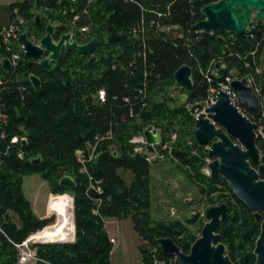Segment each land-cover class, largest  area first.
I'll return each mask as SVG.
<instances>
[{
    "label": "trees",
    "instance_id": "16d2710c",
    "mask_svg": "<svg viewBox=\"0 0 264 264\" xmlns=\"http://www.w3.org/2000/svg\"><path fill=\"white\" fill-rule=\"evenodd\" d=\"M215 1L21 0L8 5L10 22L16 9L24 20L21 28L34 41L55 24V38L72 32L81 44L95 39L96 47L90 55L64 50L47 69L21 56L7 71L0 39V264H18L15 245L53 220L38 218L24 195L23 177L31 174H38L50 193L72 196L74 224L73 241L34 245L32 264H110L114 244L105 227L108 218L130 220L142 264L170 260L158 244L161 238H170L187 254L204 222L194 232L189 226L198 215L185 221L152 217L150 170L157 159L148 161L130 142L149 126L160 132L157 157L169 159L209 205L226 204L227 216L217 229L226 255L234 264L255 263L260 220L222 177L204 172L210 162L207 147L196 142L192 129L209 92L231 72L251 80L264 97V21L250 23L242 35L194 29L204 18L202 8ZM173 26L176 31L163 30ZM82 27L87 31L79 32ZM183 65L192 69V85L180 89L173 76ZM30 75L40 80L38 91ZM171 88L182 95L169 96ZM99 90L104 101L97 99ZM241 111L262 126L256 146L264 154V119ZM13 137H24L25 145L12 142ZM120 172L130 174L129 182ZM64 176L73 179V188L60 185Z\"/></svg>",
    "mask_w": 264,
    "mask_h": 264
},
{
    "label": "water",
    "instance_id": "95a60500",
    "mask_svg": "<svg viewBox=\"0 0 264 264\" xmlns=\"http://www.w3.org/2000/svg\"><path fill=\"white\" fill-rule=\"evenodd\" d=\"M202 13L204 18L193 25L194 29L215 34L228 32L242 35L250 23L264 21V0H218L205 5ZM38 19L39 16L36 17ZM54 30L55 27L48 24L39 45H35L27 33H21L17 41L23 46L24 58L47 69L60 59L64 50L90 55L96 47L95 39L87 44H78L75 36L69 33L62 34L55 43ZM91 61H95V56L91 57ZM215 66L218 68L221 63ZM2 67L7 71L11 69L7 59L2 61ZM173 78L178 88H189L192 85V69L183 65L175 71ZM29 80L38 91V77L30 75ZM230 86L244 108L249 113L257 114L259 100L251 87L246 85V79H235ZM256 129L257 124L231 103L225 91L219 90L205 111L194 118L192 134L200 146L207 147L210 177H222L234 195L254 211L256 220H260V232L254 247V264H264V154L256 146ZM144 137L147 152L154 153V146L160 143V133L153 135L152 127L149 126L144 130ZM22 144L25 145V142ZM255 164L258 165L255 167ZM60 185L73 188L75 183L71 177L64 176ZM71 202L73 206V199ZM227 213L228 208L224 203L208 207L200 236L192 243L187 254L181 252L170 238L158 240L162 252L173 259L174 264H234L226 255L225 246L217 233Z\"/></svg>",
    "mask_w": 264,
    "mask_h": 264
},
{
    "label": "rangeland",
    "instance_id": "374dc122",
    "mask_svg": "<svg viewBox=\"0 0 264 264\" xmlns=\"http://www.w3.org/2000/svg\"><path fill=\"white\" fill-rule=\"evenodd\" d=\"M12 1L13 0H0L1 26H7L10 23L8 5ZM52 25L55 27V24ZM21 33H26L23 28H21V32L18 34V36ZM68 33L71 34L70 32ZM61 35H59V37ZM42 37L36 40L37 43ZM59 37L55 38L53 36V42L56 43ZM30 40L34 41L32 39ZM88 42L82 44H87ZM37 43L35 45H39ZM3 60L4 58L2 61ZM168 95L177 98V96L182 94L171 88L168 91ZM180 99L183 101L184 96H182ZM262 119H264V116ZM150 127H152L153 135L160 133L153 126ZM139 135L144 136V131ZM151 154H153V157L157 159L156 162L151 163L150 170L152 217L155 219H177L185 221L187 218L198 215L195 224L189 226L192 231L196 232L200 227V221L202 220L204 223L206 222L204 214L206 209L211 205H209L207 201L200 195L197 188L174 167L173 163L169 159L161 157L158 158L157 154H155V151ZM204 172L209 175L208 167L204 169ZM120 173L123 175L125 180L129 182L130 174L127 172ZM23 189L26 196L31 199L34 213L38 216L44 214L49 218H52V222L49 223L47 227L53 226L57 221V215L52 209L53 199L55 196H58V194L50 193L47 183L43 181L38 174L24 176ZM65 194H67L72 200V196L69 193ZM72 207L73 206L71 205V213L73 212ZM172 211L173 214L171 213ZM112 221L115 222L116 220L113 218L107 219V228L115 239V249L114 255L112 257V264H142L137 249L139 240L136 233L132 229L130 220L128 218L119 219V225L117 229L116 225H112Z\"/></svg>",
    "mask_w": 264,
    "mask_h": 264
},
{
    "label": "built area",
    "instance_id": "2783aa9c",
    "mask_svg": "<svg viewBox=\"0 0 264 264\" xmlns=\"http://www.w3.org/2000/svg\"><path fill=\"white\" fill-rule=\"evenodd\" d=\"M14 13V19L12 22H10L7 26H3L0 28V39L3 43V45L5 46V50L7 52L6 57H4V59H7V56H15L16 58V64L17 61L20 59L21 56L24 57V51H23V46L21 44L18 43L17 41V37L18 34L21 32V25L24 23V20L17 14V10L14 9L13 10ZM77 16L74 17L73 20H76ZM87 27H82L80 28V31L85 32L87 31ZM177 30V27L173 26V27H166L163 30ZM34 44L37 43L32 41ZM38 44V43H37ZM238 80V78L233 77V73H230V76L227 77L225 79V82H222L218 89L216 90H211L209 92V95L207 96V98L204 100L202 108L200 111L196 112L194 114V118L200 114L203 113L205 111V109L213 102V98L216 95V93L219 90L225 91L230 98L231 103L236 106L238 108V110L244 114L241 109L244 108V106L241 103L240 98L238 97V95L236 94V92L231 88L230 84L233 80ZM246 85L251 87L252 91L255 93V95L258 97L259 100V110L257 115H259L260 117L264 116V97L260 96L258 94V90L254 89L252 86V83L250 80L246 79ZM97 99L99 101H104L105 99V93L103 90H99L97 92ZM245 109V108H244ZM245 115V114H244ZM246 116V115H245ZM259 132L260 135H262V126L259 125ZM12 142H25V138L21 137L20 139H18L17 137H13L11 139ZM130 142L135 143L137 146L135 147V151L136 152H145L148 156H147V160L151 161L152 159H154L153 154L148 153L146 150V141L143 135H138L133 137ZM78 158L81 160V152L77 151L76 152ZM21 155V154H19ZM72 205V202H71ZM173 214V211L171 212ZM47 226L43 227L42 229L30 234L24 241H22L20 244H16L15 247L17 249V256H18V264H32L37 260L36 257V248L34 247V245L36 244H43V243H63V242H71L73 241V235L71 236L70 239L66 240V241H49L47 239H44L43 237H39L38 234L42 233L44 230H46ZM112 243H115V239L111 238ZM154 264H166L165 261L160 262L158 260H154Z\"/></svg>",
    "mask_w": 264,
    "mask_h": 264
},
{
    "label": "bare ground",
    "instance_id": "6f19581e",
    "mask_svg": "<svg viewBox=\"0 0 264 264\" xmlns=\"http://www.w3.org/2000/svg\"><path fill=\"white\" fill-rule=\"evenodd\" d=\"M70 33L73 34L72 32ZM7 59L12 69L13 65L16 63L15 56H8ZM70 207H71V199L67 194L55 196V198L53 199L52 209L57 215V221L53 226H50L42 233L38 234V236L43 237L44 239H47L49 241H66L70 239L71 236L73 235V230H74ZM165 263L174 264V261L173 259H170L169 261H165Z\"/></svg>",
    "mask_w": 264,
    "mask_h": 264
},
{
    "label": "crops",
    "instance_id": "0c3cea01",
    "mask_svg": "<svg viewBox=\"0 0 264 264\" xmlns=\"http://www.w3.org/2000/svg\"><path fill=\"white\" fill-rule=\"evenodd\" d=\"M15 1H17V0H13L12 2H10V3H13V2H15ZM1 26V25H0ZM3 26V25H2ZM23 192H24V189H23ZM24 195H25V197L30 201V204H31V207H32V203H31V199H29L27 196H26V194L24 193ZM33 210V209H32ZM34 212V211H33ZM35 214V213H34ZM36 215V214H35ZM38 218H40V219H43V218H47L48 216H46V215H44V214H42V215H40V216H38V215H36ZM108 219H112V218H108ZM114 219V218H113ZM116 221L115 222H113L112 223V225H116V229H117V227H118V225H119V223H118V219H115ZM105 227H106V230H107V232H108V234H109V237H110V239L111 238H113V236H112V234L109 232V230H108V228H107V219L105 220ZM114 249H115V245H114V247H113V250H112V253H111V257H110V259H111V261H110V264H112V257H113V255H114Z\"/></svg>",
    "mask_w": 264,
    "mask_h": 264
},
{
    "label": "flooded vegetation",
    "instance_id": "af4514ba",
    "mask_svg": "<svg viewBox=\"0 0 264 264\" xmlns=\"http://www.w3.org/2000/svg\"><path fill=\"white\" fill-rule=\"evenodd\" d=\"M256 132H257V137L260 135V132H259V126L257 125V130H256ZM261 153V152H260ZM261 154H263V153H261ZM258 164H255L254 166L256 167Z\"/></svg>",
    "mask_w": 264,
    "mask_h": 264
}]
</instances>
